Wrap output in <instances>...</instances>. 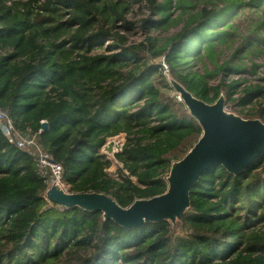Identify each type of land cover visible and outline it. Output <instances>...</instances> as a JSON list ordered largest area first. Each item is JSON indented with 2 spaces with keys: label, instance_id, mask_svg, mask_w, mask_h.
I'll list each match as a JSON object with an SVG mask.
<instances>
[{
  "label": "trees",
  "instance_id": "trees-1",
  "mask_svg": "<svg viewBox=\"0 0 264 264\" xmlns=\"http://www.w3.org/2000/svg\"><path fill=\"white\" fill-rule=\"evenodd\" d=\"M142 1L143 38L131 41L128 12ZM203 1L0 0V107L37 133L70 192L105 193L128 207L166 191L171 164L202 130L182 100L167 96L177 92L163 63L195 97L213 103L222 93L243 118L264 122V75L238 89L244 79L228 77L245 69L218 61L238 37L264 44V0ZM247 10L256 15L248 30L240 26ZM120 134L113 176L101 148ZM263 173L264 152L237 174L213 165L176 225L126 228L47 199L32 157L0 130V264H264Z\"/></svg>",
  "mask_w": 264,
  "mask_h": 264
},
{
  "label": "water",
  "instance_id": "water-1",
  "mask_svg": "<svg viewBox=\"0 0 264 264\" xmlns=\"http://www.w3.org/2000/svg\"><path fill=\"white\" fill-rule=\"evenodd\" d=\"M169 82L202 132L189 151L171 164L165 192L136 199L128 207H122L108 194L64 191L55 183L46 190L47 199L64 207L101 211L104 219H112L126 228L161 220L175 224L190 207V188L206 169L219 164L229 173L237 174L262 155L263 121L226 111L222 93L215 102L208 103L173 78L169 77ZM41 129H48L46 120L41 122Z\"/></svg>",
  "mask_w": 264,
  "mask_h": 264
},
{
  "label": "rangeland",
  "instance_id": "rangeland-1",
  "mask_svg": "<svg viewBox=\"0 0 264 264\" xmlns=\"http://www.w3.org/2000/svg\"><path fill=\"white\" fill-rule=\"evenodd\" d=\"M203 2H204L203 0H194V3L198 4L200 7L202 6ZM148 14H149V9L147 8V5L143 1L141 3H138L132 6L130 11L128 12L129 20L134 22V29L129 34V38L131 41L139 40L143 38V31L140 28V25H141L140 22H141V19L145 18ZM241 18L242 20H241L240 26L241 27L245 26V28L247 27L246 29L248 30V27L252 26V24H248V23L251 22V20H256V15L253 11L247 10V12H245L241 16ZM171 31L172 29H170V32ZM156 32H159V34L161 35H164L167 33V32H161L160 30H156L152 32V34H156ZM259 33L262 34L263 32L260 31ZM243 35L245 34L243 33ZM221 52L222 53L219 56V60H218L220 63H222L223 61H226V62H229L230 65L239 64L245 69V71L231 73L228 77V80L244 79L241 86H239L238 89L242 88V86L245 84H249V83L254 84V83L259 82V77H262L264 75V44L260 43L258 40L256 41L254 37L250 38V43H248L247 41H242L241 38L238 37L231 44H227L221 50ZM252 64L256 65V66H253L255 70V74L249 73ZM205 66L209 70L213 69V65L208 63V61H205ZM197 69L199 70V72L203 73L204 66L199 63L197 65ZM166 77L168 78V80H169V77H171L169 76V70H168V73H166ZM219 79H220V76H216L212 79L210 78L209 82L210 84H215L219 82ZM159 82L160 80L156 78L155 83L159 84ZM167 93H165L167 96L173 97L176 101H180L178 99V93L177 95H175L173 90L167 91ZM237 96H238V92L234 95V97L237 98ZM224 108L228 112L239 115L240 106L235 102H228ZM124 140H125L124 134H120L118 136H115L109 139V143L107 142V144H105V146L101 148V151L103 153H106L111 160V165L109 166V168H107V172L113 176H117V173H116L117 168L120 166L114 157V154L116 153L115 151L120 150L119 146H116V145L117 144L120 145L121 143L124 142ZM176 223L172 225H176ZM176 231L180 232L179 227H176Z\"/></svg>",
  "mask_w": 264,
  "mask_h": 264
},
{
  "label": "built area",
  "instance_id": "built-area-1",
  "mask_svg": "<svg viewBox=\"0 0 264 264\" xmlns=\"http://www.w3.org/2000/svg\"><path fill=\"white\" fill-rule=\"evenodd\" d=\"M162 65L163 73H165L166 75V73H168V67L167 65H165V63H163ZM178 99H180L179 96ZM0 130L10 143L14 144L17 148L26 151L32 157L37 172L42 177L46 186L45 192L55 183L58 184L59 187L64 191H69V185L65 183L62 178L63 169L61 164L53 160L50 153L43 150L42 145L39 142L37 133L29 132V130L26 132L20 130L18 127H16L15 123L10 118L8 113L1 107ZM109 139L107 140L108 143ZM122 144L123 143H121L120 145L117 144L116 146H119V149H121Z\"/></svg>",
  "mask_w": 264,
  "mask_h": 264
}]
</instances>
